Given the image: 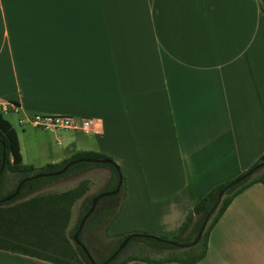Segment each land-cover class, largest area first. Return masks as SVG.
Instances as JSON below:
<instances>
[{
    "label": "crops",
    "instance_id": "0c3cea01",
    "mask_svg": "<svg viewBox=\"0 0 264 264\" xmlns=\"http://www.w3.org/2000/svg\"><path fill=\"white\" fill-rule=\"evenodd\" d=\"M9 100L24 132L35 113L96 121L44 129L59 132L47 163L84 150L115 159L126 192L107 234L173 236L195 202L264 153V12L259 0H0V101ZM96 173V193L105 166L59 180L85 174L82 202ZM0 264L54 263L0 249ZM193 264H264L262 183L231 201Z\"/></svg>",
    "mask_w": 264,
    "mask_h": 264
},
{
    "label": "trees",
    "instance_id": "16d2710c",
    "mask_svg": "<svg viewBox=\"0 0 264 264\" xmlns=\"http://www.w3.org/2000/svg\"><path fill=\"white\" fill-rule=\"evenodd\" d=\"M259 4L261 11L264 12V0H259ZM3 151H5V165L0 173V249L29 255L54 264H92L84 250L75 243L73 234L77 231L81 218L90 208L93 197L100 192L113 190L119 179H121V185L118 192L113 195L103 196L97 201L93 212L86 218L78 233L79 240L87 248L95 264H125L131 260H143L156 263L171 261L190 264L196 263L205 255L210 231L231 201L254 183L260 182L264 185V172L254 175L263 166L256 169L240 182L227 188L210 215L202 236L196 244L187 245L191 244L195 239L205 217L217 202L218 192L230 180L212 187L202 198L195 202L177 234L166 236L152 234L142 230L124 231L116 234L115 240L108 251L100 255V259L97 260L90 248L86 245L83 239V233L87 223L95 218L98 221H102L104 217L110 216L107 222L108 225L115 218L121 207L126 192L125 176L115 159L101 152L84 150L75 152L60 162L46 163L40 167L25 164L22 162L17 133L0 111V166ZM80 157L110 159L112 163L103 164L84 161L74 163L62 174L42 176L24 182L15 197L8 201H1L2 198L15 190L18 182L23 178L37 173L57 171L68 161ZM263 161L264 153L249 168ZM94 166H105L109 168L110 177L102 190L83 198L76 222L70 227L73 205L84 196L89 188V181L82 180L76 186L63 191L41 190L46 185L64 178L71 173L83 172ZM8 173L11 176H8ZM8 183H12V185L6 189ZM103 203L105 205L101 206ZM130 234L137 235L133 236L126 246L113 259L108 261L120 242ZM154 236L160 240L154 239ZM69 238L72 239L73 244L70 243ZM164 240L175 241L180 245H173ZM133 241L142 242L158 252L167 251L169 254L168 256L157 259L134 255L123 258L122 255L125 249Z\"/></svg>",
    "mask_w": 264,
    "mask_h": 264
},
{
    "label": "rangeland",
    "instance_id": "374dc122",
    "mask_svg": "<svg viewBox=\"0 0 264 264\" xmlns=\"http://www.w3.org/2000/svg\"><path fill=\"white\" fill-rule=\"evenodd\" d=\"M4 114V117L9 120L15 127V129L18 132V135L20 137V141L23 146V162L26 164H34V165H43L49 161H51V157L53 152L57 148H59L56 136L55 134H58L59 132H49L44 131L43 128L36 127V128H29L28 125H25L26 132L23 131V126L19 123V114L17 112H2ZM71 133H75L76 131L73 130H63ZM30 135V136H29ZM62 138V137H60ZM93 172V171H92ZM261 172H264V167L261 168L259 171H257L255 174H259ZM92 177V194L95 193V191L98 189V187L101 186V184L104 182L105 176L96 173V174H89ZM8 176H11L10 173H8ZM85 178V174H81L78 177L70 176L67 179H62L55 184L48 187L51 190L54 191H62L68 188H71L72 186H75L79 180L82 178ZM12 183H8L6 185V189L10 188ZM125 187H126V178H125ZM48 189V190H49ZM46 191V190H44ZM100 191V190H98ZM106 203V202H105ZM81 205V200H78L72 208V217L70 222V227L74 225L76 222V219L79 214V209ZM105 205L104 203L101 204V206ZM100 206V207H101ZM110 216L104 217L102 221H98V219H92L89 221L84 229L83 233V239L86 243V245L90 248L92 251L94 257L99 260L100 255L107 252L109 247L112 245L113 241L115 240L116 235H109L107 234L106 227L107 222L109 220ZM69 241L71 244L72 239L69 238ZM186 249V248H184ZM167 251L158 252L147 245H145L142 242L139 241H133L124 251L122 257H126L129 255L134 256H147L150 258H160L168 256Z\"/></svg>",
    "mask_w": 264,
    "mask_h": 264
},
{
    "label": "water",
    "instance_id": "95a60500",
    "mask_svg": "<svg viewBox=\"0 0 264 264\" xmlns=\"http://www.w3.org/2000/svg\"><path fill=\"white\" fill-rule=\"evenodd\" d=\"M80 161H84V162H99V163H103V164H106V163H112V161L110 159H91V158H86V157H80V158H76V159H72L70 161H68L61 169L57 170V171H54V172H49V173H37V174H34L32 176H29V177H25L23 178L22 180H20L15 188V190L5 196L4 198L1 199V201H8L10 199H12L13 197H15L18 192H19V189L21 188L22 184L30 179H35V178H38V177H42V176H55V175H59V174H62L64 173L71 165H73L74 163H77V162H80ZM4 165H5V151L2 152V163H1V166H0V173L2 172L3 168H4ZM116 166V165H115ZM264 166V161L253 166L252 168H249L247 171H245L243 174H240L238 176H236L235 178H233L232 180H230L219 192H218V198H217V202L214 204V206L210 209V211L208 212L207 216L205 217L202 225L200 226L199 228V231H198V234L197 236L195 237V239L191 242V244H187V245H193V244H196L201 236H202V233L205 229V226L209 220V217L210 215L212 214L214 208L216 207V205L218 204V202L220 201V199L222 198L223 194H224V191L231 187L232 185L240 182L242 179L248 177L250 174H252L256 169L260 168V167H263ZM117 167V166H116ZM120 185H121V179L118 180V183L116 185V187L113 189V190H109V191H103V192H100L99 194L95 195L92 199V202H91V206L90 208L88 209V211L83 215V217L81 218L80 220V223H79V226H78V229L77 231L73 234V239L75 241V243L77 245H79L85 252V254L87 255L88 259L90 260V262L92 264H95L91 254L89 253V251L87 250V248L83 245V243L79 240L78 238V233L79 231L81 230L86 218L93 212L95 206H96V203L97 201L103 197V196H108V195H113L115 193L118 192V190L120 189ZM137 234H130L128 236H126L121 242L120 244L118 245L117 249L115 250V252L111 255V257L108 259L111 260L113 259L125 246L126 244L129 242V240L133 237V236H136ZM154 239L156 240H160L158 237L154 236ZM166 241L167 243H170V244H173V245H180L179 243L175 242V241H171V240H164Z\"/></svg>",
    "mask_w": 264,
    "mask_h": 264
},
{
    "label": "built area",
    "instance_id": "2783aa9c",
    "mask_svg": "<svg viewBox=\"0 0 264 264\" xmlns=\"http://www.w3.org/2000/svg\"><path fill=\"white\" fill-rule=\"evenodd\" d=\"M18 105L12 101H0L1 112H17ZM30 122L36 126L48 130H89L96 128L97 123L92 118H77L69 115L35 113L30 117Z\"/></svg>",
    "mask_w": 264,
    "mask_h": 264
}]
</instances>
